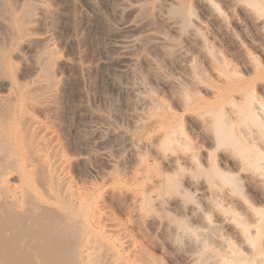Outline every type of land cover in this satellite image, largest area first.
Masks as SVG:
<instances>
[{
    "label": "bare ground",
    "instance_id": "obj_1",
    "mask_svg": "<svg viewBox=\"0 0 264 264\" xmlns=\"http://www.w3.org/2000/svg\"><path fill=\"white\" fill-rule=\"evenodd\" d=\"M226 1L264 19V0ZM195 7L227 21L212 0H0V264H166L153 248L189 264H257V207L245 194L264 176V114L254 86L208 60L224 88L213 92L220 104L212 115L197 118L210 145L205 160L183 121L148 100L143 82L124 86L109 75L121 63L129 77L140 63L150 67L153 50L182 56L185 44L202 55L205 26ZM65 18L78 39L58 38ZM91 32L92 47L82 51ZM106 74L127 98L128 129L107 128L114 148L82 156L78 148L90 143L83 130L97 114L79 107L86 128L68 127L70 82L96 86ZM180 102L197 109L189 98ZM147 149L165 171L142 157Z\"/></svg>",
    "mask_w": 264,
    "mask_h": 264
},
{
    "label": "rangeland",
    "instance_id": "obj_2",
    "mask_svg": "<svg viewBox=\"0 0 264 264\" xmlns=\"http://www.w3.org/2000/svg\"><path fill=\"white\" fill-rule=\"evenodd\" d=\"M9 1L12 2V0ZM212 1L217 4V9L226 14L227 21L222 24L220 19L211 17L209 14L203 13L200 8L195 7V16L201 18L205 26L202 37L205 39L207 45L202 55L191 53L185 44H182V56H170L169 54H163L157 50H153L151 52L153 61L150 67L145 63H140L135 74L129 77L125 73L127 65L129 64L121 63L115 67L116 69L114 68L112 74H109L112 76L115 74L114 78H119V81L124 86L132 82H143L145 85L144 94L148 100L156 104L159 113H172L179 120L183 121L186 135L190 138L192 146L199 149L205 160H207L210 145L204 137L198 134L197 118L212 115V111L220 104V100L215 97L213 92L224 88L222 87V82L219 81L218 72L210 67L208 60L219 61L222 73L224 72L226 74L229 70L235 69L238 80L242 84L254 86L253 89L257 95L259 104L258 111L264 114V19L257 21L255 18L249 16L244 12V6L233 10L226 0ZM69 9L66 10V13L69 12ZM258 16L259 14H257V19L259 18ZM260 16L264 17V14ZM4 28L5 25L0 18V37L4 33ZM91 34L86 41L87 45L81 48L82 51L92 47L94 36L92 32ZM71 36L78 39L77 34L71 31L69 22L65 18L61 21L58 38L62 40ZM76 45L77 43L74 47ZM15 55L17 54H14L13 57ZM202 57H206L205 62ZM249 58L255 60L257 72L253 71ZM15 59L19 63V67L21 66L20 68H22V60ZM109 75L106 74L104 79L96 84V86L91 85L85 79H74L70 82L71 92L68 98L75 111L69 114L68 127L79 128L81 130L86 128L85 125L89 122V119L87 117L80 119L75 114V112H79V107L87 106L92 112L97 114L91 120L93 127L90 129L87 128L89 132L87 129L83 130L88 134L90 143L88 144L89 147L83 148L84 150L78 148V150L80 149L78 152L82 156H86L89 153L88 151L102 154L114 148L113 143L109 141L106 143L104 138L105 131H108L110 128L116 131L128 129V121L123 119L122 116L127 113L125 104L127 98H125L126 96L122 93V90L111 85L107 77ZM193 77H197L200 80L198 86L191 83ZM180 97L189 98L197 109L191 110L184 107L180 102ZM138 107L141 108V105ZM120 116L121 118H119ZM142 157L154 171H165L167 169V166L161 163L149 149L143 151ZM218 160L220 162V156L217 157ZM222 165L225 168L232 169L231 164L224 163ZM99 166L108 168L106 161H101ZM191 174L195 175L197 171L194 170ZM75 176L79 179L76 174ZM186 188L193 195L196 194L193 189ZM245 194L257 207V264H263L261 263V259L264 257V176L257 175V188L245 187ZM165 210L167 215L176 217L174 211ZM115 214L120 218H125L123 212L119 210H115ZM144 230L150 232L153 229L146 227ZM225 231L230 237L234 236L233 230L230 228H227ZM156 238L160 239L158 236ZM181 244V242L178 243L180 246ZM153 252L163 257L166 264H189L183 255H179L180 253L176 255L167 254V251L163 252L158 248H153Z\"/></svg>",
    "mask_w": 264,
    "mask_h": 264
}]
</instances>
